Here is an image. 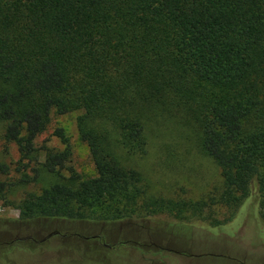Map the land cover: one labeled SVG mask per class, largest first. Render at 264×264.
<instances>
[{"label": "trees", "instance_id": "1", "mask_svg": "<svg viewBox=\"0 0 264 264\" xmlns=\"http://www.w3.org/2000/svg\"><path fill=\"white\" fill-rule=\"evenodd\" d=\"M76 110L94 176L71 164L61 126L54 134L64 148L38 157L53 115ZM160 112L194 129L220 166L221 185L205 198L155 195L112 152L117 141L129 155L145 154L147 121ZM0 123L17 148V182L51 178L17 203L24 221L171 213L215 227L243 213L237 226L263 231L264 0H0ZM0 173L10 165L0 161ZM11 185L0 179L5 202Z\"/></svg>", "mask_w": 264, "mask_h": 264}, {"label": "rangeland", "instance_id": "2", "mask_svg": "<svg viewBox=\"0 0 264 264\" xmlns=\"http://www.w3.org/2000/svg\"><path fill=\"white\" fill-rule=\"evenodd\" d=\"M81 113L53 115L37 141L38 157L44 159L46 148H64L54 134L61 126L72 143L71 164L88 177L96 175V169L89 147L79 135ZM145 134L143 155H129L117 141L111 149L120 164L140 171L153 194L196 201L221 185L220 166L202 150L197 133L185 121L169 113H155L147 121ZM18 159L16 145L5 140L0 123V161L10 165V174L0 173V179L12 183L9 202L0 199V264H264V243L253 241L264 239V230H257L254 224L248 229L237 226L245 221L243 213L231 223L215 227L187 222L171 213L116 222L24 221L17 203L27 192H41L51 178L43 172L38 181L18 183ZM28 173L33 175L31 170ZM216 216L223 219L225 208L217 207Z\"/></svg>", "mask_w": 264, "mask_h": 264}]
</instances>
